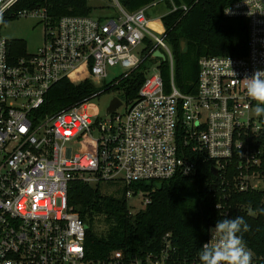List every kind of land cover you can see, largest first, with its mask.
<instances>
[{"label": "built area", "instance_id": "built-area-1", "mask_svg": "<svg viewBox=\"0 0 264 264\" xmlns=\"http://www.w3.org/2000/svg\"><path fill=\"white\" fill-rule=\"evenodd\" d=\"M170 1L172 12L177 11ZM27 2L0 0V264H167L176 253L167 236L160 255L127 262L115 253L107 260H89L87 226L69 205L73 181L116 190L126 186L127 198H142L146 207L150 198L130 188L196 174L190 152L213 162L222 184L240 192L264 190V117H255L256 102L244 87L245 78L264 71V0H242L225 9L226 17L248 21L247 54L202 57L193 94L176 88L172 50L153 29L157 20L147 14L158 3L129 13L114 0V18L66 16L53 24L46 9H19ZM28 16L44 20L45 45L17 56L20 49L1 31ZM146 40L153 43L146 58L156 59L161 51L170 64L171 92L158 69L124 113L122 103L105 118L95 115L93 97L43 114L49 90L64 79L87 74L99 87L110 68L126 70L123 76L136 70ZM252 264H258L254 256Z\"/></svg>", "mask_w": 264, "mask_h": 264}, {"label": "trees", "instance_id": "trees-1", "mask_svg": "<svg viewBox=\"0 0 264 264\" xmlns=\"http://www.w3.org/2000/svg\"><path fill=\"white\" fill-rule=\"evenodd\" d=\"M121 7L134 13L154 3H165L168 13L152 24L163 35L174 56V83L184 94L197 89L198 63L205 56L242 57L247 54L249 24L244 18L226 17L225 9L242 0H173L178 10L172 12L170 0H118ZM187 6L188 11L181 7ZM46 9L48 21L56 24L66 16H92L88 0H28L19 9ZM185 43V47H182ZM143 56L153 48L146 40ZM17 56L26 55V45L13 40ZM158 62L167 93L172 90V72L166 61L143 58L141 65L108 86L106 92L119 91L126 104L137 99L148 76V63ZM110 88V89H109ZM98 87L87 74H79L55 84L46 96L44 115H54L83 101L96 97ZM100 95V94H99ZM196 174H177L162 182L138 183L130 189L142 191L151 200L144 209L133 212L123 186L114 194L102 192L103 185L73 181L69 186V205L86 224L85 249L89 260H107L121 253L125 261L160 255L167 236L176 249L167 264H193L209 229L218 220L244 217L250 230L242 233L244 241L258 264H264V190L240 192L222 184L212 168L214 163L203 154H191Z\"/></svg>", "mask_w": 264, "mask_h": 264}, {"label": "rangeland", "instance_id": "rangeland-1", "mask_svg": "<svg viewBox=\"0 0 264 264\" xmlns=\"http://www.w3.org/2000/svg\"><path fill=\"white\" fill-rule=\"evenodd\" d=\"M88 2L90 6L94 8L92 14L94 18L107 20L116 17L118 8L114 0H88ZM167 13L168 9L166 4L161 3L157 7L150 8L147 14L151 20H161V18ZM46 33L45 22L42 18L28 16L9 22L2 29L1 36L8 41H22L26 45L27 52L29 54H34L45 45ZM145 57L146 56H143V58ZM148 65L150 68L148 76L154 75L158 72V62H149ZM125 72L126 70L121 67L109 69V78L98 87L100 95L98 94L90 101L91 109L94 111L95 115L105 118L107 116V110L115 98L120 99L124 104L120 109V113H124L126 110V101L123 94L119 91H106L108 90V86H110L116 79L123 76ZM72 148L74 152L78 149L74 146H72ZM101 190L105 194H114L116 192V189L113 186H104ZM142 202V198L132 197L128 199V206L131 211L138 212L145 208Z\"/></svg>", "mask_w": 264, "mask_h": 264}, {"label": "clouds", "instance_id": "clouds-1", "mask_svg": "<svg viewBox=\"0 0 264 264\" xmlns=\"http://www.w3.org/2000/svg\"><path fill=\"white\" fill-rule=\"evenodd\" d=\"M244 87L247 96L256 102L253 109L255 117H264V71L258 69L250 78H245ZM249 230L250 225L242 216L218 220L209 229V240L214 242L207 241L202 245L201 264H252L253 253L241 235Z\"/></svg>", "mask_w": 264, "mask_h": 264}, {"label": "water", "instance_id": "water-1", "mask_svg": "<svg viewBox=\"0 0 264 264\" xmlns=\"http://www.w3.org/2000/svg\"><path fill=\"white\" fill-rule=\"evenodd\" d=\"M182 47H183V48L185 47V43H182ZM154 57H155L156 59H158V60H162V61H165V62H166V57H165V55H164L163 53H161V51H156L155 54H154ZM121 106H122V102H121V100L118 99V98H115V99L111 102V104H110V106H109V108H108V110H107V113H109V114H113V113H115V112H116ZM212 173H213L214 176H218V171H217L214 167L212 168Z\"/></svg>", "mask_w": 264, "mask_h": 264}, {"label": "crops", "instance_id": "crops-1", "mask_svg": "<svg viewBox=\"0 0 264 264\" xmlns=\"http://www.w3.org/2000/svg\"><path fill=\"white\" fill-rule=\"evenodd\" d=\"M90 5V4H89ZM92 7V6H91Z\"/></svg>", "mask_w": 264, "mask_h": 264}]
</instances>
